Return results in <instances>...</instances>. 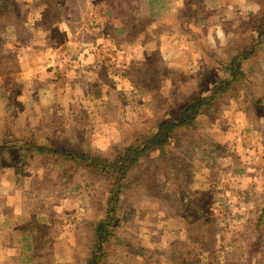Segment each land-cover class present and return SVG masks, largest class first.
Masks as SVG:
<instances>
[{"label": "rangeland", "instance_id": "obj_1", "mask_svg": "<svg viewBox=\"0 0 264 264\" xmlns=\"http://www.w3.org/2000/svg\"><path fill=\"white\" fill-rule=\"evenodd\" d=\"M10 1L13 8L0 4V63L11 68L0 75V137L34 134L109 157L169 105L209 94L264 29V0ZM245 73L195 129L131 176L116 232L136 254L122 264L152 254L173 264L177 238L187 264H248V218L258 217L248 203L264 206V50ZM15 162L0 155L1 228L13 226L0 248L22 247L34 260L25 264H83L109 186L86 169L20 171Z\"/></svg>", "mask_w": 264, "mask_h": 264}, {"label": "trees", "instance_id": "obj_2", "mask_svg": "<svg viewBox=\"0 0 264 264\" xmlns=\"http://www.w3.org/2000/svg\"><path fill=\"white\" fill-rule=\"evenodd\" d=\"M10 3V4H9ZM5 7H14L10 0H0ZM136 36V34H135ZM264 50V29L252 46L244 50L223 67L228 76L217 78L213 81L209 94L200 95L190 100L185 106L169 105L157 123L146 133L138 134L126 146V150L119 156H104V154H86L61 147L53 141L46 140L42 143L34 134L13 136L7 130L0 137V155L14 158V167L23 171L25 165L36 164V168L57 166L67 174L71 170L86 169L103 179L109 186L107 199V214L104 220L93 225V236L83 264H122L128 256H135L136 248L128 239L117 234L116 225L120 217L122 198L130 187V178L144 159L150 155L167 154V148L175 137L182 131L195 129V123L203 116L210 114L218 102L231 93L234 86L246 78L245 65L250 64L257 55ZM6 61L5 58H1ZM10 67L0 63V75L10 74ZM49 173V171H47ZM63 174V178H64ZM202 226V225H201ZM204 227L208 226L205 222ZM200 228L201 230H204ZM264 206L259 209L254 225L249 228L250 242L255 254L262 250L260 241L263 237ZM189 236L188 238H190ZM133 241V240H132ZM187 243L178 240L172 243L170 262L173 264H187L185 256L179 246L186 247ZM138 247V251L143 249ZM146 264H161L153 254ZM253 257H250L252 260ZM255 260V259H254ZM253 260V261H254ZM261 258H256L255 264L262 263Z\"/></svg>", "mask_w": 264, "mask_h": 264}, {"label": "crops", "instance_id": "obj_3", "mask_svg": "<svg viewBox=\"0 0 264 264\" xmlns=\"http://www.w3.org/2000/svg\"><path fill=\"white\" fill-rule=\"evenodd\" d=\"M256 176H259L257 173L255 174ZM253 176V175H252ZM255 192H258V191H254ZM262 193V192H261ZM252 197V196H250ZM253 204L250 200H249V203H248V208L250 209H253V213H258L259 209L257 206H253L251 205ZM1 214V212H0ZM254 219L251 218H248V227L250 228L252 225H254V223L256 222L257 220V216H253ZM8 221V220H6ZM1 224H4V223H1L0 221V235L2 236V238H4L5 236L7 237L5 240L6 242H10L9 239L11 240V238H13V235H11L12 233V225L8 224L7 227H4L3 229L1 228ZM11 237V238H9ZM250 231L248 232V264H255L254 262H256V258H258L259 256L262 255V252L263 250H260L257 252V254H255V251L253 250L251 246V242H250ZM24 240H28V237L24 238ZM229 240V239H228ZM4 241V240H3ZM7 246L3 247V248H0V264H2V260H1V257H5L7 258V264H25L23 262H30L32 261L33 259H29V257L25 256L24 253H26V251L22 248V247H19V248H13V246L10 244V243H7L6 244ZM207 253V252H206ZM15 255H19L17 257H19V259H13ZM24 255V256H23ZM250 257H253L252 260H250ZM264 258V257H263ZM261 258V259H263ZM255 259V260H254ZM254 260V261H253ZM34 261V260H33Z\"/></svg>", "mask_w": 264, "mask_h": 264}, {"label": "built area", "instance_id": "obj_4", "mask_svg": "<svg viewBox=\"0 0 264 264\" xmlns=\"http://www.w3.org/2000/svg\"><path fill=\"white\" fill-rule=\"evenodd\" d=\"M93 23H94V20H93V21H90V24H91V25H93Z\"/></svg>", "mask_w": 264, "mask_h": 264}]
</instances>
